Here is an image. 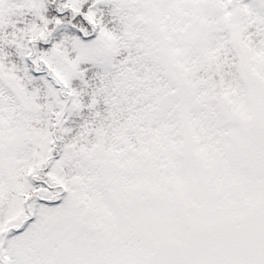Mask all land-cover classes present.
I'll return each instance as SVG.
<instances>
[{
    "label": "snow or ice",
    "instance_id": "1",
    "mask_svg": "<svg viewBox=\"0 0 264 264\" xmlns=\"http://www.w3.org/2000/svg\"><path fill=\"white\" fill-rule=\"evenodd\" d=\"M0 264H264V0H0Z\"/></svg>",
    "mask_w": 264,
    "mask_h": 264
}]
</instances>
